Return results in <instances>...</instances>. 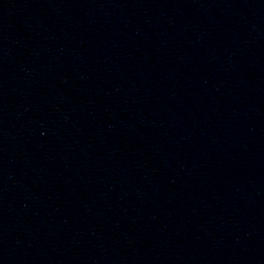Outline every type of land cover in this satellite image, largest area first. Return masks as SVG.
Returning <instances> with one entry per match:
<instances>
[{
    "label": "water",
    "instance_id": "1",
    "mask_svg": "<svg viewBox=\"0 0 264 264\" xmlns=\"http://www.w3.org/2000/svg\"><path fill=\"white\" fill-rule=\"evenodd\" d=\"M0 238L264 264V0H0Z\"/></svg>",
    "mask_w": 264,
    "mask_h": 264
}]
</instances>
